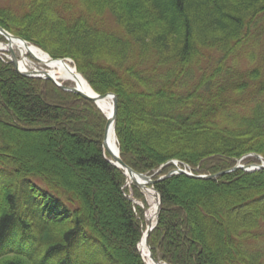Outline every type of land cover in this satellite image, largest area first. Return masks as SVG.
Wrapping results in <instances>:
<instances>
[{
    "label": "trees",
    "instance_id": "1",
    "mask_svg": "<svg viewBox=\"0 0 264 264\" xmlns=\"http://www.w3.org/2000/svg\"><path fill=\"white\" fill-rule=\"evenodd\" d=\"M19 1V12L0 5V26L71 58L97 93L116 95L123 162L150 175L169 162L153 176L154 258L264 264L253 245H264V170H231L246 154L264 158L263 67L240 62L264 34V0ZM247 91L254 106L237 98ZM106 122L94 102L0 59V264H144V210L130 192L147 204L106 158ZM31 134L34 152L23 140ZM174 159L195 174L231 171L158 180Z\"/></svg>",
    "mask_w": 264,
    "mask_h": 264
},
{
    "label": "bare ground",
    "instance_id": "2",
    "mask_svg": "<svg viewBox=\"0 0 264 264\" xmlns=\"http://www.w3.org/2000/svg\"><path fill=\"white\" fill-rule=\"evenodd\" d=\"M8 48L17 49L19 51L18 56V68L21 71H29L34 68H37L35 65L36 62L45 66V69L57 78L60 82L66 83L70 82L73 85L79 87L81 90L85 92H91V87L89 86L88 82L84 79V77L74 69V67L68 61L56 59L53 60L49 55H47L44 51H42L37 46L31 43H25L21 40L16 38L8 37V41L5 43H0V49L8 50ZM44 69V68H42ZM100 107L105 111V113L111 117L112 114V103L110 99L100 100L99 102ZM107 150L109 154L110 160L115 162L114 157L117 156V141L116 135L111 126L107 133ZM127 187L132 185L131 180L127 178ZM143 193L147 196V201L149 203L148 209L146 211V217L151 220L152 222L155 221L156 218V211H157V203H156V196L155 192L151 188L143 189ZM138 249L143 257L145 264H156L150 258V250L145 241V234L144 230L142 232L141 240L138 244Z\"/></svg>",
    "mask_w": 264,
    "mask_h": 264
},
{
    "label": "water",
    "instance_id": "3",
    "mask_svg": "<svg viewBox=\"0 0 264 264\" xmlns=\"http://www.w3.org/2000/svg\"><path fill=\"white\" fill-rule=\"evenodd\" d=\"M0 34L2 36H4L6 39H8V37L10 38H16L18 40H21L25 43H27L26 40L22 39L21 37H18L10 32H8L6 29L2 28L0 26ZM9 52L11 53V62L14 65L15 69L22 75L24 76H28V77H39V78H44V79H49L51 81H53L56 85H58L60 88H62L63 90L66 91H71L73 93H76L80 96H82L85 99H88L90 101H93L96 106L104 113V115L107 118V122H106V126H105V132H104V139L102 142V147L103 149L107 150V144H106V139H107V133L108 130L111 126H113L114 132H115V116H116V108H117V97L114 93L112 92H108V93H104V94H98L96 93L92 88H91V92H85L83 90H81L79 87L77 86H67V85H63L62 83H60L57 78H55L53 75H51L48 70H37V69H32L29 71H20L18 69V63H17V59L15 57L14 51L12 50V48H9ZM55 60V59H53ZM60 60H67L70 61L69 59H60ZM75 68V67H74ZM76 69V68H75ZM104 99H110L111 103H112V114L111 117L108 116L105 111L100 107L99 105V101L100 100H104ZM118 150V154L117 156L114 157L115 162H112V160L108 159L112 164H114L115 166H117L118 168H121L124 173L129 177V179L131 180L132 183L137 184L138 186H140L142 189H147V188H151L154 192H155V196H156V203H157V211H156V218L155 221L152 222L151 220H149L146 215H145V224H146V228L144 231L145 234V241L146 244L150 250V246L148 244V235L150 234V232L153 230V228L156 226L157 222H158V214H159V210H160V201H161V197L159 192L153 187V184L155 183V180L152 179V175H147V174H143V173H138L136 171H134L131 167H129L127 164H125L123 162V160L120 157L119 154V147H117ZM108 151V150H107ZM255 157H257L258 159L262 160V157L259 156L258 154H253ZM165 166L162 165L157 172H159L162 167ZM259 169H264V162H262V164L257 165ZM237 168H242L245 170H253L254 167H249V166H244V165H240L237 164L235 165L232 169H237ZM227 171L230 170H226V171H221L215 174H208V175H196L193 173L188 172L187 170L183 169V168H177L176 170L170 171L168 172L165 177H168L172 174H184L188 177L191 178H195V179H213L216 178L217 176L226 173ZM150 258L156 263V264H171L168 262H162V261H158L156 260L151 251L149 253Z\"/></svg>",
    "mask_w": 264,
    "mask_h": 264
},
{
    "label": "rangeland",
    "instance_id": "4",
    "mask_svg": "<svg viewBox=\"0 0 264 264\" xmlns=\"http://www.w3.org/2000/svg\"><path fill=\"white\" fill-rule=\"evenodd\" d=\"M0 5H9V6L13 7V9L18 11V12L21 11L22 8H23V3H22V1H19V0H0ZM258 22H259L260 26L264 25V14H263V16H261V18L259 19ZM106 25L109 26V27H115V25L111 22V19L109 17L106 19ZM251 50L253 52V59H251L247 55H244V56H242L240 58V62L242 64L248 62L251 65L262 64L263 74L261 76V80L264 81V34H262L257 39V41L253 44ZM14 51H15V54L17 56H19V51L17 49H14ZM1 53H5L4 56ZM7 56H9V53L7 51L6 52L0 51V57L4 58V60L7 58ZM35 65L37 66V68H41V67L45 68L44 65L39 64L38 62H36ZM248 91H249V89H248ZM248 91L246 93H244V94L238 95L237 98L241 99L243 102H246L247 106H254L259 101V99H253V97H250L249 94H248ZM238 108L241 109V106H238ZM36 136L37 135L31 134V135H26L23 138V140H25V142L27 144H30V146H28V148L32 152H34L37 149H40V147H38V145H36V142H37V137ZM25 137H28V138H25ZM38 153H40V151H38ZM40 156L43 157V158H47L48 161L53 159V157L51 155L42 156V154H41ZM56 166H57V168L63 169V170H64L65 166L67 167V165L64 164V162H58V164ZM94 177H95V175H94ZM33 183H34L35 186L38 185L36 181L33 182ZM38 186L37 187L40 190H45L44 185L39 183ZM141 193H142V195L144 197V200L146 201V203L149 206V203H148L147 198H146L147 196H145L143 191ZM253 245H255L256 248H260V249L264 248L263 243L260 242V241L253 242ZM98 249H101V248L98 246Z\"/></svg>",
    "mask_w": 264,
    "mask_h": 264
}]
</instances>
